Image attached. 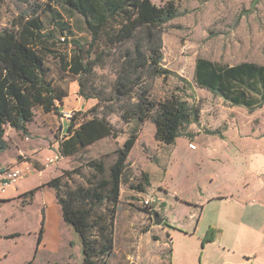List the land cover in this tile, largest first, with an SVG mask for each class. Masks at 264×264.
I'll use <instances>...</instances> for the list:
<instances>
[{
    "label": "trees",
    "instance_id": "16d2710c",
    "mask_svg": "<svg viewBox=\"0 0 264 264\" xmlns=\"http://www.w3.org/2000/svg\"><path fill=\"white\" fill-rule=\"evenodd\" d=\"M257 1L253 0L252 4ZM53 3L79 15L90 40L81 43L71 39L69 25L58 20L61 17L51 5L43 10L39 4H34L28 16L17 18L10 29L0 30V157L9 149L8 129L28 135L27 127L34 120L35 112H57V105L68 95L59 82L48 78L50 68L45 66L48 57L57 60L59 74L77 83L78 96L86 101L98 98L100 103V93L86 94L84 80L92 75L94 67L103 64V58L109 56L107 51L117 50L112 92L119 101H128L119 114L120 121L130 128L127 137L122 146L114 150L108 166L104 158L88 163L94 173L86 179V186L68 188L62 183V176L44 185L53 190L64 223L80 237V264H109L115 247L120 190L130 175L128 158L144 123L151 121L154 125L156 142L171 146L185 126L198 123L200 109L176 95L154 102L143 86L146 80L173 75L162 66L161 52L163 27L178 14L172 1L162 6H156L151 0H53ZM42 10L52 14L54 26L50 29L40 17ZM63 42L71 45L70 51L59 50L58 44ZM193 80L197 88L220 97L229 106L254 112L264 105V66L254 62L228 66L198 58ZM136 87L139 94L130 101ZM94 107L88 112L94 111ZM77 113L65 118V136L58 145L62 157L70 158L80 148L101 138H119L117 130L107 120L91 118L76 123L80 116ZM92 126L95 129L90 130ZM84 129H89L86 135L80 133ZM0 167L6 166L0 163ZM149 181V175L142 173L137 184L130 183L129 187L145 193ZM144 211L150 213L147 208Z\"/></svg>",
    "mask_w": 264,
    "mask_h": 264
},
{
    "label": "rangeland",
    "instance_id": "374dc122",
    "mask_svg": "<svg viewBox=\"0 0 264 264\" xmlns=\"http://www.w3.org/2000/svg\"><path fill=\"white\" fill-rule=\"evenodd\" d=\"M151 1L156 6H162L168 1H172L177 8L178 14L162 30V66L171 70L173 75H169L165 79L156 78L144 81L143 86L148 89L149 98L154 102H158L171 95L181 96L190 105L198 106L199 109L207 104L209 107H205L206 113L205 115H200L199 121L205 128L207 124L215 126L216 124L214 125L215 121L213 120L215 114H219L222 118L226 116V112L218 108L213 109L215 105L219 106L217 97L195 86L193 83L194 65L198 58H204L228 66L243 62H254V64L264 66V0H258L255 4H252L253 0ZM34 4H39L43 10L47 9L48 5H51L61 17L58 20H62L69 25L72 34L71 39L81 43L89 42L90 36L85 29L86 26L83 19L79 15L53 3V0H0V30L10 29L13 22L20 16H28ZM43 10L40 17L46 28L50 29L54 26L51 20L52 14L50 12L43 13ZM58 46L62 52L70 51L71 49V45H66L64 42L58 44ZM107 53L109 56L103 58V64L94 67L92 75L84 80L86 81V94L100 93V103L98 98H96L95 103H99L96 107L94 105L90 106L85 102L84 105L79 103V105H75L72 108L78 111L77 114H80L76 118V123L81 122L82 119L85 121L91 118L105 119L117 130L119 138H101L89 146L80 148L70 158L62 157L58 151V145L65 136L66 121V128L62 132L58 130L54 136L58 144L56 151L51 150L49 147L50 141H54L53 136H48L50 141L48 138L40 141L43 146L39 154L41 161L37 162L38 165L31 168L30 171H26L27 174L17 182L21 192L10 196L11 198L8 200H0V264L82 263V253L78 249L80 247L69 248V244L66 243V240L71 236L70 234L65 231H59L60 237L58 238L62 240L61 244L55 247L52 245L53 241L56 240V236L49 238L43 229L45 223L42 214L47 199L44 195L46 193L54 195L53 190L44 185L47 181L62 176V183L68 188H75L77 185L86 186V179L94 173L88 163L93 159L104 158L105 165L108 166L112 163L114 150L122 146L127 137V130L130 128L120 121L119 114L121 113V107L128 101H119L112 92L117 68V60L115 59L117 50L112 48ZM56 61L52 57H48L45 62V66L50 68L47 71L48 78L52 77L53 80L59 82L72 95H78V93L75 94L73 92L75 81L69 76L57 72ZM138 94L139 88L136 87L130 101H134ZM74 101L75 98L67 97L64 101L65 107L72 106ZM93 107L95 108L94 111L88 112ZM37 116H39V113L36 111L35 117ZM144 124L141 130L140 145L136 153L134 152L131 157L133 161L138 154L147 152L143 144L148 147L151 146V150L155 145L154 125L151 121H146ZM30 126L32 127V124ZM89 128L90 130L95 129L93 126ZM198 129H200L199 123H194L193 130ZM212 129L222 130L224 128L217 125ZM207 130L208 132L201 133V136L195 138L194 141L197 145H200L201 141L204 143L206 137H220L221 131ZM85 131L89 132V129H84L80 133L86 135ZM230 132L232 133L233 130H226V133ZM208 143L209 146L204 151H202L203 146H201L202 148L199 152L198 150L192 151L190 150L187 136L179 135L176 140L175 150L173 149L174 151L170 154L169 164L167 163L165 168L158 166V163L154 160V154L149 151V153L147 152L148 160L146 163L137 164L138 167L135 168V171L128 172L130 174L128 180L121 186L120 190L117 223L120 224V217L124 214L130 215L135 219L134 222L137 223L135 241L137 239V242L145 247L143 248L144 251L139 254L144 257V260H142L143 264H157L155 259L158 257L159 245L154 242L156 238L149 236V233L145 236L143 234L147 226L153 222H151L152 219L149 217L150 213L144 211L145 208L141 203V200L149 192L153 193L155 189L148 187L146 193L140 194L131 189L129 184L133 183L136 185L137 181L141 179L142 173L150 170L149 164L152 163L153 169L159 170L158 172L162 175L161 178L166 174L162 184H167L172 189L183 190L185 195L195 191L191 196H197L195 186H199V182L207 177L211 171L210 165L215 164L212 161L214 157L210 158L211 154H216L222 159L224 170L229 171L232 169L234 173H237L238 170L236 168L241 166L240 161L244 154L237 155L235 164L238 163V165L235 166L234 163L229 161L231 152L233 150H237L238 153L239 151L241 152L243 150L241 146L236 147L230 138L221 144H215L213 141L210 142V140ZM247 151H250V149ZM12 152L15 153V149ZM54 155H59L61 157L60 160L53 164L47 163L48 158H52ZM258 157L256 155V158ZM166 161L167 159H165V163ZM261 168L263 170L261 172L263 174L261 180L264 181V163ZM157 178L158 174H154V182ZM211 187L216 188V185L212 184ZM3 197L5 196L0 194V198ZM170 198H168V203ZM256 198L264 202V192ZM171 203V207H167L168 218L175 225H181L192 231L195 226V220L190 218L191 208L182 203L174 204L173 201ZM72 233L77 240H80V237L74 231ZM46 238H49V243L43 242ZM115 238L116 250H118L121 243H123L122 239H120L119 229L116 237L114 235V245ZM51 239H53L52 242ZM114 261L121 262L119 258Z\"/></svg>",
    "mask_w": 264,
    "mask_h": 264
},
{
    "label": "crops",
    "instance_id": "0c3cea01",
    "mask_svg": "<svg viewBox=\"0 0 264 264\" xmlns=\"http://www.w3.org/2000/svg\"><path fill=\"white\" fill-rule=\"evenodd\" d=\"M74 84L73 92L77 94L78 86L76 82ZM70 96L75 98V101L72 106L65 107L64 101ZM217 100L219 106L215 105L213 109L218 108L226 112V116L221 118L219 114H215L213 120L215 121L214 125H216L207 124L206 128L198 121L200 129L195 131L193 124L185 126L181 135H186L189 144L195 145L196 148L190 150H198V152L201 150V146H203L202 151L209 146V140L215 144H221L230 138L236 147L241 146L243 150L239 153L237 150H233L229 161L235 164L237 155L244 153L240 161L242 167L236 168L237 173H234L232 169L224 170L222 159L216 154H211L210 158L214 157L212 161L215 164L210 165L211 171L207 177L199 182V186H195L197 196H191L195 191L185 195L183 190L172 189L167 184H162L166 174L161 178L162 175L158 172L159 170H154L152 163L149 164L150 170L144 171V173H147L150 178L148 187L155 189L153 193L149 192V194L158 199L153 211L160 214L163 222L160 226L151 223L143 234L145 236L149 233V236L156 238L153 240L159 245L158 257L155 259L157 264H264V202L256 198L264 192V181L261 180L263 175L261 174L263 171L261 167L264 163V105L254 112H249L245 108L223 104L220 97H217ZM85 102L90 106L96 104L93 99L86 101L68 91V95L63 98L62 104L57 105L59 108L57 112L43 113L41 110L37 111L39 116L34 117V120L27 127L28 135L23 136L8 129L6 139L9 142V149L1 155L0 163L6 167L17 166L21 169H31L37 166L41 161L39 154L43 148L40 141L48 138L49 135L54 137L58 130L62 132L66 128V119L61 115V112L76 110L72 107L79 105V103L84 105ZM206 106L209 107L207 104L202 106L200 115H205ZM217 125L223 126L224 129H212ZM207 129L209 131H221L220 137H206L204 143L201 141L200 145H197L194 141L195 138L201 136V133L208 132ZM230 129L233 132L226 133V130ZM48 140L50 141L49 138ZM176 140L171 146L161 145L154 140L155 145L152 150L151 146L143 145L148 153L150 151L154 154V160L158 166L165 168L166 164H169L170 154L175 150ZM140 141L141 130L128 158L130 171H135V168L138 167L137 164L146 163L148 160L147 152L138 154L134 161L131 159L133 153H136ZM57 145V139L54 137V141H50L49 147L56 151ZM13 149H15V153L12 152ZM249 149L250 151H247ZM256 155L259 157L256 158ZM165 159H167L166 163ZM237 165L238 163L235 164V166ZM154 174H158L155 182L153 180ZM212 184H215L216 188L211 187ZM19 192L21 191H19V185L16 183L9 186L4 193H0L5 196L4 199L0 198V200H8L11 198L10 196ZM44 196L47 199L42 214L45 223L43 229L49 238L56 236V240L51 239V242L53 241L52 246L57 247L61 244L62 239L59 240L58 238L60 237L59 231H65L71 235H68L70 237L66 240V243L69 244L68 247L79 246L78 249L81 250V240H77L72 233V228L65 225L60 214L61 210L59 205L55 203L53 195L46 193ZM168 198H170L169 203ZM171 201L174 204L182 203L191 208L190 218L195 220L192 231L181 225H175L168 218L167 207H171ZM134 220L132 216L124 214L120 217V224H118L116 216L114 235L116 237L119 229L120 239L123 243L116 250L115 238L113 257L109 264L144 263L142 261L144 257L139 254L144 251L143 248L145 247L138 243L137 239L135 241L137 223ZM206 235L209 239L204 240ZM48 239L42 241L49 243ZM117 258L121 262H115L114 260Z\"/></svg>",
    "mask_w": 264,
    "mask_h": 264
},
{
    "label": "built area",
    "instance_id": "2783aa9c",
    "mask_svg": "<svg viewBox=\"0 0 264 264\" xmlns=\"http://www.w3.org/2000/svg\"><path fill=\"white\" fill-rule=\"evenodd\" d=\"M77 110H64L61 112V115L65 118H70L73 116L74 112H76ZM190 149H195V145L194 144H189ZM60 156L59 155H54L52 158H48L47 163H51L53 164L56 161L60 160ZM26 171H30V169H21L17 166L14 167H0V192L4 193L6 191V189L9 186L14 185L15 183H17L21 177L25 176L27 174ZM158 202V199L156 196L154 195H150L148 194L146 197H144L141 200L142 206L144 208H147L148 211L150 212L149 217L151 218V215L153 214V209L154 206L156 205V203Z\"/></svg>",
    "mask_w": 264,
    "mask_h": 264
},
{
    "label": "water",
    "instance_id": "95a60500",
    "mask_svg": "<svg viewBox=\"0 0 264 264\" xmlns=\"http://www.w3.org/2000/svg\"><path fill=\"white\" fill-rule=\"evenodd\" d=\"M159 215L158 212H153L151 215L152 222L155 226H160L163 222V219Z\"/></svg>",
    "mask_w": 264,
    "mask_h": 264
}]
</instances>
